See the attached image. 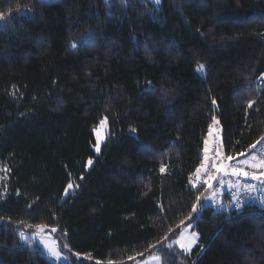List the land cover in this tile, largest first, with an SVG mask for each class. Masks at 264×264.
<instances>
[{
  "label": "trees",
  "instance_id": "obj_1",
  "mask_svg": "<svg viewBox=\"0 0 264 264\" xmlns=\"http://www.w3.org/2000/svg\"><path fill=\"white\" fill-rule=\"evenodd\" d=\"M0 15V264H53L21 242L38 224L69 264H264V213L228 219L212 152L261 159L264 0H0ZM201 163L221 168L207 191ZM190 224L186 254L172 242Z\"/></svg>",
  "mask_w": 264,
  "mask_h": 264
},
{
  "label": "snow or ice",
  "instance_id": "obj_2",
  "mask_svg": "<svg viewBox=\"0 0 264 264\" xmlns=\"http://www.w3.org/2000/svg\"><path fill=\"white\" fill-rule=\"evenodd\" d=\"M156 2L159 3V0H156ZM3 19H4L3 15H0V20H3ZM75 46H76L75 44L72 45L73 48H75ZM203 69H204V65H199L198 66V70H200L201 72H203ZM260 79L264 80V76H261ZM254 103H255L254 100L249 101L248 105H247L248 108H252ZM212 104L213 105L216 104L215 99L212 100ZM212 121H213L214 125H219V123H220L219 120H217L215 116L212 117ZM99 123H100L101 127L106 126L107 117H104ZM132 131H135V129H132ZM209 135H211V131L209 132ZM262 141H264V136H261L255 143L251 144L249 146V151L255 149L259 153V152H261V150H264V143H261ZM99 143H100V138H99V133H98L97 134V146H96V151L97 152L100 151ZM258 145H259V149L257 148ZM204 152H205V161H207V159H208V157H207V152H208L207 141H205ZM238 155L244 156L245 153L243 151H241L240 153H238ZM234 158H235L234 155L226 156V157L223 158L222 163L224 161H231ZM87 163H88V165H91L92 164L91 159H89ZM240 164L247 165L248 167H251V168L259 167L261 169H264V153H262L261 159H259V160H257L256 155H252L250 160L246 159V160H243V161H238L237 164L232 165L228 169V172H230L232 175H235V176H248L249 172L245 171V170H242L239 167ZM203 169H205V164L201 163V165L196 168L194 175L199 177V175L201 174ZM216 170L219 172L221 170V168L217 167ZM160 171L161 172L165 171V167L163 165L161 166ZM225 174H227V172ZM205 175H207V179L204 180V183L207 185V188L205 189V191H207L208 189H212V187H213L212 181L215 179V176L214 175H208L207 173H205ZM251 178L253 180H259L262 184H264V179H261L260 176H257V175L253 174ZM77 187H78V185H77ZM232 187H235L237 189L241 188V186L238 185V184L237 185H232ZM72 188H73V185L71 183H69L67 185V189H72ZM67 189L65 190V195L69 194ZM243 191H248V192L255 191V186L245 187V188H243ZM201 195H203V193H201ZM201 195H197V197H196V203L193 204V206H192V212L193 213H195L197 211V207L200 206ZM212 198L219 199V192L213 191L209 195L208 199H212ZM233 198L237 201V204H239V202H240L239 191L234 193V197ZM188 219H191V216H189ZM180 224H184V221H181ZM179 226L180 225H177V227H179ZM35 227H36V229L39 232H43L45 230V225H43V224H38ZM52 231H55V229L53 228ZM19 236H20V238L22 240H24L26 242L29 240V237L25 236V234L23 232H20ZM165 239H167V237H165ZM197 239H198V234L197 233H192V234H190V239L187 242H183L184 241V237H183V234H181V241L182 242H181L180 246H181V248L184 249L185 252H190L191 248H192V245L195 243V241ZM46 251H47L48 255H50L51 257L55 258L56 260H60L61 259V255H60V252H59L57 246H55V245L47 246L46 245Z\"/></svg>",
  "mask_w": 264,
  "mask_h": 264
},
{
  "label": "built area",
  "instance_id": "obj_3",
  "mask_svg": "<svg viewBox=\"0 0 264 264\" xmlns=\"http://www.w3.org/2000/svg\"><path fill=\"white\" fill-rule=\"evenodd\" d=\"M219 135V134H218ZM219 142L216 139L215 147L213 148V151L215 153L216 158L221 157L223 160V153L219 145H217ZM262 153H264V150H261V152L258 153L259 158H261ZM219 159V161L221 160ZM240 160H234L231 161H224V164L222 167H224V172L225 174L224 179H223V187H226L228 190V193L232 197V200H230L229 207H228V219H231L234 215L232 214L233 212L240 210L242 211L244 208L250 206V207H256L255 210L256 213H264V184L260 185L256 183V180H253L251 177L252 175H257L260 177H264V169H261L259 167L256 168H251L248 167L247 165L240 164L239 167L242 170L248 171L249 175L248 176H235L232 175L230 172H228V169L234 165L237 164V162ZM207 173L208 175H214L216 176V170L212 169V167H205V169L202 171V174L199 177H195L194 181L196 184L201 185L204 183V180L207 179ZM240 185L241 188L237 189L235 187H232V185ZM222 186H219L217 190H221ZM249 186H255V191L248 192V191H243V188L249 187ZM239 191V197H240V202L237 204V201L233 198L234 193ZM216 202L221 204L223 203L222 199L219 197V199H216Z\"/></svg>",
  "mask_w": 264,
  "mask_h": 264
},
{
  "label": "rangeland",
  "instance_id": "obj_4",
  "mask_svg": "<svg viewBox=\"0 0 264 264\" xmlns=\"http://www.w3.org/2000/svg\"><path fill=\"white\" fill-rule=\"evenodd\" d=\"M205 67L203 69V72H201L200 70H198L197 68V72L200 75H204L205 74ZM107 131H108V121L106 126L101 127L100 124L97 125L94 128V133H95V140H96V144L94 146V151L97 155H99L102 152V149L104 147V144L106 142V135H107ZM99 133V138H100V143H99V148L100 151L97 152L96 151V146H97V134ZM93 163V162H92ZM90 167L92 166L89 165ZM72 189H67L68 193L71 191ZM190 226V227H189ZM195 225L194 224H190L188 226H185L182 228L180 234L178 235V237L172 242L173 245L178 246V248L182 251H184L183 248H181L180 244H181V234H183L184 237V241L183 242H187L190 239V234L192 233H197L195 230ZM23 232L25 234V236L29 237V240L26 242L24 240H22L21 238V242L24 245L30 246V247H36L38 246L40 249H43V251L47 254V256L50 258V260L52 261L53 264H69L72 262V258L74 256H71V258H69L67 256V254L64 252L63 247H61V245L59 244V242L55 239V237L53 236L52 233H49L48 230L45 228V230L43 232H39L36 227H26V230L24 231H20ZM19 232V233H20ZM198 234V233H197ZM199 242V235H198V239L195 241V243L192 245L191 251L190 252H185L186 254H191L193 249L195 248V246L198 244ZM46 245L47 246H51V245H55L58 247V250L60 252L61 255V259L60 260H56L55 258L51 257L50 255H48L47 251H46ZM137 264H162L161 263V258L160 255H153L150 256L144 260H142L141 262L137 263Z\"/></svg>",
  "mask_w": 264,
  "mask_h": 264
},
{
  "label": "crops",
  "instance_id": "obj_5",
  "mask_svg": "<svg viewBox=\"0 0 264 264\" xmlns=\"http://www.w3.org/2000/svg\"><path fill=\"white\" fill-rule=\"evenodd\" d=\"M207 144H208V146L210 147V143H209V142H207Z\"/></svg>",
  "mask_w": 264,
  "mask_h": 264
}]
</instances>
